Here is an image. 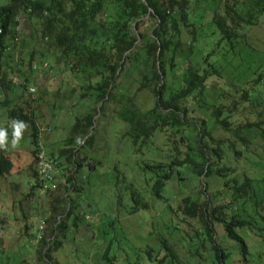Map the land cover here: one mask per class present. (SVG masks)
Masks as SVG:
<instances>
[{"label":"trees","instance_id":"1","mask_svg":"<svg viewBox=\"0 0 264 264\" xmlns=\"http://www.w3.org/2000/svg\"><path fill=\"white\" fill-rule=\"evenodd\" d=\"M146 16L150 18L149 24L143 21ZM25 25L34 32L29 34ZM262 26L264 0H0V92L4 96L2 105L9 108L4 130L8 133L14 121L30 130L31 156L36 166L40 128L45 127L37 124L33 106L42 97L37 98L34 93L36 98L24 102L17 92L28 90L27 95H31V77L40 69L49 70L52 63L48 67V61L63 63L70 74L81 76L80 87L84 91L79 92L80 96L96 95V105L102 102L100 110L106 98L127 93L128 80L139 79L138 90H149L154 101L143 112L132 110L127 133L134 144H142L158 132L168 149L163 160L147 164L156 173L153 194L167 204L163 191L176 167H181L176 169L178 179L191 172L196 178L232 175L224 182V188L216 190L218 197L215 195L214 200L208 195L200 200L199 195L206 193L207 187L201 190L203 193L196 191L195 196L180 197L177 212L188 229L192 228L188 219L197 222L191 232L184 226L188 240L195 242L202 235L214 245V226L222 223L228 236L242 243L245 254L247 248L235 228L248 226L264 232V197L256 187L257 178L245 175L243 170L238 174L225 161L227 151L238 161L240 146H248L256 138L264 144L260 135L264 127V39L258 40L252 33ZM29 37H34L37 47H31L28 56H22L18 51L29 46ZM36 52L42 57L38 61ZM247 103L256 107L249 109V115L256 118L251 121L247 117L234 126L233 117ZM260 107L263 111L253 114ZM95 111L98 110L92 107L76 119L61 150L66 162L76 163L74 170H79L83 163L77 160L80 148L93 142L92 136H88L81 145L77 138L88 135L95 123ZM48 128L47 133H51ZM213 130L223 131L229 137L219 138ZM43 139L44 135L41 141L46 152ZM46 157L66 181H59L56 191H77L80 187L74 173L67 172V163L49 158L47 152ZM260 166L264 169L262 163ZM90 167L93 169L94 165ZM12 170L13 162L4 142L0 146V180ZM32 176L35 181L27 196L36 199L40 187L36 169ZM261 182L264 183V177ZM133 197L137 198V205L130 212H136L139 205L149 207V201L137 190ZM54 199L49 204L50 216L45 217L48 225L39 228L37 234L30 231L28 235L29 246L35 248L37 255L35 264H60L53 261L52 253L63 247L71 226L80 224L71 208L72 199L69 198L68 208L61 207V202L67 200L63 196ZM4 224L0 217V254L7 252L2 247ZM29 227L26 224V229ZM160 241L164 248L162 262L170 261V257L173 264H180V259L195 255L190 249L188 255H181L166 239ZM213 249L219 263L224 264L222 251L216 245ZM16 258L14 264H27L22 256ZM141 260L139 253L135 264ZM98 261L114 264L107 253Z\"/></svg>","mask_w":264,"mask_h":264},{"label":"rangeland","instance_id":"2","mask_svg":"<svg viewBox=\"0 0 264 264\" xmlns=\"http://www.w3.org/2000/svg\"><path fill=\"white\" fill-rule=\"evenodd\" d=\"M143 21L149 24L150 18L146 16ZM25 27L29 28V34L31 30L34 32L31 26ZM252 33L258 40H263L264 26L256 28ZM29 38V46L18 51L22 56H28L31 47L35 49L37 47L34 37ZM35 57L37 61L42 58L38 52ZM47 63L48 67L52 63L49 70L40 69L31 77L34 85L31 83L28 86L34 87L36 91H29L31 95H27L28 90L19 89L17 94L21 95L20 99L24 102L33 97H42L34 103L33 109L37 124L45 129L48 127L52 129L51 133H45L43 139L47 156L62 161L60 163H67L69 167L67 172L74 173L73 178L80 187L77 191L70 190L68 193L72 199L71 208L79 217L80 224L78 228L71 226L63 240V247L52 253L54 262L99 264L98 257L107 253L114 264H135L140 253L142 254L140 264H173L169 256L170 261L162 262L160 258L164 254L163 243L160 240L166 239L181 255H188L189 249L195 253L191 257L185 256L184 259H180V264H220L213 249L214 245L224 254V264H264V232H256L248 226L235 228L247 248L244 254L242 243L229 237L222 223L214 226V245L206 242L202 235H199L195 242L188 240V233L185 234L187 226L184 224L186 227L184 228L177 212L180 197L188 194L195 196L196 191L200 193L207 187L206 193L201 192L203 194L199 195L200 200L206 199V195L214 200L215 195H218L216 190L224 188V182L232 175L228 174L218 179L204 176L196 178L194 173L186 172L184 178L178 179L176 169L179 170L181 167H176L163 191L164 197L168 199L167 204L153 194L156 173L147 167V164L153 165L163 160L168 149L163 146L164 139L158 132L154 133L152 139L142 144L140 142L134 144L127 133L130 129L128 121H131L132 110L143 112L151 107L154 101V95L149 90H138L139 79L128 80L127 93L109 100L106 98L103 110H100L102 102L96 105V95L87 98L80 96L79 92L83 90L80 87L83 84L81 76L70 74V70H66L63 63L55 64L51 61ZM12 78L17 81L15 76ZM3 99L4 96L0 92L2 129L7 125L9 109L2 105ZM17 99L19 101V98ZM10 100L13 103L11 97ZM187 103L192 104V100H188ZM92 107L98 110L94 112L95 123L89 128L88 135H80L77 142L83 145L88 136H92L93 142L90 146L84 143L80 148L77 160L83 163L79 170H74L76 163L66 162V157L60 153L76 119L90 112ZM252 107L256 108L251 103L243 105L241 111L233 117V125L237 126L247 117H250L251 121L255 119L256 116L249 115V109ZM255 110V113L253 111L251 113L256 115L257 111H263L261 107ZM200 115L205 116L204 113ZM124 117L129 119L126 120ZM8 130L5 143L13 162V170L9 176L0 180V217L5 220L2 247L7 251L0 254V264H14L17 256L25 258L27 264H35L34 257L37 255L34 252L35 248L31 249L29 246V232L37 234L41 222L42 228L48 225L45 217L50 216L51 200L56 201L54 198L61 195L68 200V203L67 200L62 201L61 207L68 208L69 198H66L64 191L51 192L45 196L37 190L36 199L27 196L35 181L32 170L37 169L31 156L33 146L30 143V130L23 127L14 144L13 126ZM213 131L219 138L229 137L223 131ZM261 133L264 142V127ZM248 137L252 139L251 134H248ZM240 150L237 163L229 151L225 162L237 169L238 174L243 170L245 175L257 178L259 182L256 187L259 195L264 197V183L261 182L264 169L260 166L262 163L264 167V144L260 138H256L248 146H240ZM255 157L260 158L261 162ZM31 165L33 168H30ZM90 165H94V168L91 169ZM134 190H137L145 201H149L148 208L139 205L136 212H130L137 205V198L133 197ZM171 208L173 210H170ZM189 221L192 228L187 229L191 232L190 230L196 228L197 222L188 219ZM69 222L72 224L73 219L70 218ZM26 224H30L28 229Z\"/></svg>","mask_w":264,"mask_h":264},{"label":"built area","instance_id":"3","mask_svg":"<svg viewBox=\"0 0 264 264\" xmlns=\"http://www.w3.org/2000/svg\"><path fill=\"white\" fill-rule=\"evenodd\" d=\"M46 66V64H45ZM30 92H34V87H29ZM49 128H40L39 138L40 141L38 143L39 150L37 153V173H38V179L40 181V187L39 190L42 194L48 192V191H56L58 189V182L61 181L62 183H66L65 178H60L57 174V169L55 168L54 162L46 157V152L44 149V146L42 145V137L47 133ZM66 189V188H65ZM70 188H67V192L65 194L67 195L66 198H69ZM42 228V226H40Z\"/></svg>","mask_w":264,"mask_h":264},{"label":"clouds","instance_id":"4","mask_svg":"<svg viewBox=\"0 0 264 264\" xmlns=\"http://www.w3.org/2000/svg\"><path fill=\"white\" fill-rule=\"evenodd\" d=\"M23 127H24L23 123L15 122V121L13 122V128H14V131L12 133V135L14 137L13 144L15 143V139L19 138L20 132L23 129ZM5 139H6V132L4 129L0 128V146H2L4 144ZM40 225H39V228H40Z\"/></svg>","mask_w":264,"mask_h":264}]
</instances>
